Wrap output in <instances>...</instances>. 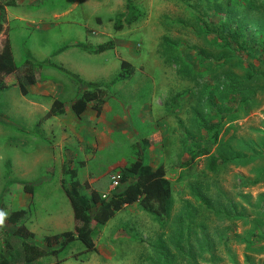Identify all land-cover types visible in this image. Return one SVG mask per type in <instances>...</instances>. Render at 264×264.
<instances>
[{"label":"rangeland","instance_id":"1","mask_svg":"<svg viewBox=\"0 0 264 264\" xmlns=\"http://www.w3.org/2000/svg\"><path fill=\"white\" fill-rule=\"evenodd\" d=\"M14 1L5 26L17 67L27 56L49 61L84 84L106 85L107 96L100 115L90 105L77 116L71 104L86 87L51 67L27 96L18 85L0 92V234L16 230L6 210H24L30 243L47 249L46 237L75 229L63 168L77 170L85 193L109 196L124 189L114 182L140 152L154 169L164 166L172 216L127 206L101 230L96 251L77 242L49 264H158L160 234L170 246L187 207L197 264H264V0H133L143 17L121 32L115 18L126 0ZM220 25L240 29L245 45L224 48ZM108 42L113 50L100 55L71 47L55 56L66 45ZM123 61L134 73L120 82ZM54 101L67 113L46 119ZM206 124L219 126L216 140ZM153 136L162 141L145 148ZM204 150L228 162L213 172L208 157H197Z\"/></svg>","mask_w":264,"mask_h":264},{"label":"trees","instance_id":"2","mask_svg":"<svg viewBox=\"0 0 264 264\" xmlns=\"http://www.w3.org/2000/svg\"><path fill=\"white\" fill-rule=\"evenodd\" d=\"M126 13L119 14L115 18V31L121 32L125 28H130L139 23L143 13L135 5L133 0H126ZM14 0H0V92H5L11 86L18 85L23 96L28 95V89L41 81L42 72L45 67L54 68L68 76L75 85H83L86 91L77 98L71 105V109L77 116L83 115L90 105L93 110L100 115L106 103V85L101 83H85L78 76L66 69L54 65L49 61L36 63L27 56L24 65L18 68L12 53L11 43L8 36V28L5 26L6 9L14 7ZM221 40L226 45L231 46V41L237 46L243 47L244 33L240 29H233L229 25H220L217 28ZM79 48L93 55H100L113 50L112 42L101 44L96 48H91L84 44H74L64 46L55 52V56L63 53L69 48ZM261 55H264V45L260 48ZM131 65L123 61L121 72L117 81H127L133 76ZM256 72H252L249 80L253 79ZM67 105L60 101H54L51 105L46 119L63 116L67 113ZM211 133H214L215 140L219 134L218 125H204ZM162 141L161 137H151L142 140L145 148H151ZM197 157H208L210 168L213 172L219 166V159L216 155L210 156L209 150L201 151ZM225 159V158H224ZM228 160H222V163ZM64 175L70 177V184L62 181V188L67 195L75 220L74 231H67L57 235L48 236L44 239L47 249L31 244L34 234L23 224L27 217L24 210L9 211L8 222L16 227L15 232L8 236L2 231L0 234V264H49L48 262H58L60 255L66 254L74 243H80L85 253L96 251V239L101 230L112 220L116 214L125 207L140 203L141 207L156 218H170L173 213L174 201L171 182L166 178L164 166L153 168L146 164L140 152L137 159L128 167L122 170L119 184L124 185V189L113 195H101L95 190L89 194L85 193L88 184L84 185L78 180V172L75 169L64 167ZM25 191L31 193L26 185ZM199 199L209 208L210 202L204 197ZM177 219L173 235L169 236L170 246L164 241L165 233L160 234L155 249L158 251L161 260L158 264H180V261H187V264H197V257L194 254L193 246L188 242L192 232L196 229L194 214L188 210ZM2 227V226H1ZM3 229V228H2ZM13 238H15L13 240ZM56 247H58L56 249Z\"/></svg>","mask_w":264,"mask_h":264},{"label":"crops","instance_id":"3","mask_svg":"<svg viewBox=\"0 0 264 264\" xmlns=\"http://www.w3.org/2000/svg\"><path fill=\"white\" fill-rule=\"evenodd\" d=\"M73 104V103H72ZM71 104V105H72ZM92 108H93V106H92ZM104 108H105V106H104ZM91 109V106H89V108L87 109V111L83 114V115H85L89 110ZM68 110V109H67ZM72 110V109H71ZM73 111V110H72ZM103 111H104V109H103ZM74 112V111H73ZM83 115H81V116H83Z\"/></svg>","mask_w":264,"mask_h":264},{"label":"built area","instance_id":"4","mask_svg":"<svg viewBox=\"0 0 264 264\" xmlns=\"http://www.w3.org/2000/svg\"><path fill=\"white\" fill-rule=\"evenodd\" d=\"M118 185H119V178H118V180H116V181L114 182V187H118Z\"/></svg>","mask_w":264,"mask_h":264}]
</instances>
